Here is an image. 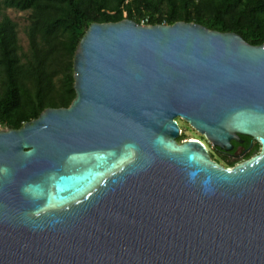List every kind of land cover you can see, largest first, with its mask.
I'll return each mask as SVG.
<instances>
[{"label":"water","instance_id":"obj_1","mask_svg":"<svg viewBox=\"0 0 264 264\" xmlns=\"http://www.w3.org/2000/svg\"><path fill=\"white\" fill-rule=\"evenodd\" d=\"M74 97L0 129V264H264V44L92 23ZM211 147L237 156L222 167Z\"/></svg>","mask_w":264,"mask_h":264},{"label":"trees","instance_id":"obj_2","mask_svg":"<svg viewBox=\"0 0 264 264\" xmlns=\"http://www.w3.org/2000/svg\"><path fill=\"white\" fill-rule=\"evenodd\" d=\"M6 9L27 13L24 51ZM122 19L198 24L251 46L264 40V0H0V129H18L44 109L67 107L74 97L72 54L85 29ZM185 139L180 134L176 141Z\"/></svg>","mask_w":264,"mask_h":264},{"label":"rangeland","instance_id":"obj_3","mask_svg":"<svg viewBox=\"0 0 264 264\" xmlns=\"http://www.w3.org/2000/svg\"><path fill=\"white\" fill-rule=\"evenodd\" d=\"M3 13L9 19H11L13 22H15V24L17 25L18 43H19V46L21 47L22 51H24L25 48H26V39H25L23 31H24V28H25V26L27 24V19H26L27 18V13H25V12H17V11L12 10V9H6ZM175 121L177 122V124H178V126L180 128V134H182L187 139H199L198 141H200L201 143L204 144V146L206 147L208 153L212 157V160L216 161L221 166H226V164L224 162L219 160L218 156L215 154V152L213 150L214 148L211 147L209 142L205 141L203 138L200 139L198 137L200 135L197 134L193 129H191L182 120L176 119ZM253 153H256V152H253Z\"/></svg>","mask_w":264,"mask_h":264},{"label":"flooded vegetation","instance_id":"obj_4","mask_svg":"<svg viewBox=\"0 0 264 264\" xmlns=\"http://www.w3.org/2000/svg\"><path fill=\"white\" fill-rule=\"evenodd\" d=\"M213 150H214L215 154L218 156L219 160H221L222 162H224L226 164V166H222V167H233V166L247 160L251 156L255 155L258 152V145L255 141H253L251 139L249 147L237 156L228 155V154L219 152L216 149H213ZM253 152H256V153H253ZM210 159L212 160L211 156H210ZM212 161H214V160H212ZM214 162H216V161H214Z\"/></svg>","mask_w":264,"mask_h":264},{"label":"built area","instance_id":"obj_5","mask_svg":"<svg viewBox=\"0 0 264 264\" xmlns=\"http://www.w3.org/2000/svg\"><path fill=\"white\" fill-rule=\"evenodd\" d=\"M262 44H264V40L262 41Z\"/></svg>","mask_w":264,"mask_h":264}]
</instances>
